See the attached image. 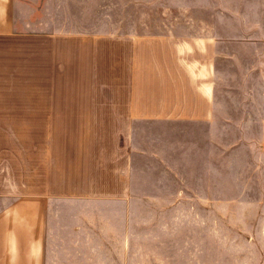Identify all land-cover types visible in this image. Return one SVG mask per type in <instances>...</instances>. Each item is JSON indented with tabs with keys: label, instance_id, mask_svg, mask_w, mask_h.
Segmentation results:
<instances>
[{
	"label": "crops",
	"instance_id": "crops-1",
	"mask_svg": "<svg viewBox=\"0 0 264 264\" xmlns=\"http://www.w3.org/2000/svg\"><path fill=\"white\" fill-rule=\"evenodd\" d=\"M253 3L225 0L232 20L185 35L75 30L58 0H0V264H133L129 212L124 227L101 205L134 199L135 125L218 121L220 54L264 57Z\"/></svg>",
	"mask_w": 264,
	"mask_h": 264
},
{
	"label": "rangeland",
	"instance_id": "rangeland-1",
	"mask_svg": "<svg viewBox=\"0 0 264 264\" xmlns=\"http://www.w3.org/2000/svg\"><path fill=\"white\" fill-rule=\"evenodd\" d=\"M58 1L72 29L106 33L194 35L219 17L235 16L216 12L225 0ZM253 2L238 0L250 8ZM242 16L261 19L264 12L243 10ZM221 31L226 51L232 44ZM218 61V121L137 123L130 148L134 199L122 207L101 205L124 227L129 212L133 264H264V124L250 117L249 106L262 95L264 57L220 54ZM89 213L99 220L95 208ZM83 254L91 257L93 250Z\"/></svg>",
	"mask_w": 264,
	"mask_h": 264
}]
</instances>
